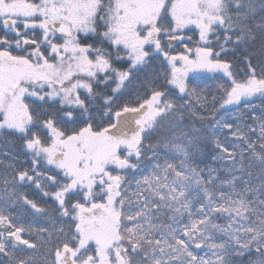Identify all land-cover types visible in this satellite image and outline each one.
<instances>
[{
	"label": "snow or ice",
	"instance_id": "snow-or-ice-1",
	"mask_svg": "<svg viewBox=\"0 0 264 264\" xmlns=\"http://www.w3.org/2000/svg\"><path fill=\"white\" fill-rule=\"evenodd\" d=\"M0 264H264V0H0Z\"/></svg>",
	"mask_w": 264,
	"mask_h": 264
},
{
	"label": "trees",
	"instance_id": "trees-1",
	"mask_svg": "<svg viewBox=\"0 0 264 264\" xmlns=\"http://www.w3.org/2000/svg\"><path fill=\"white\" fill-rule=\"evenodd\" d=\"M205 83L207 85V91H209V92H215V84L217 82L214 79H212L211 77H209ZM239 111H240L241 115H243V119L247 121V116L244 115L245 110L244 109H240ZM247 122L248 123H251V121H247Z\"/></svg>",
	"mask_w": 264,
	"mask_h": 264
}]
</instances>
